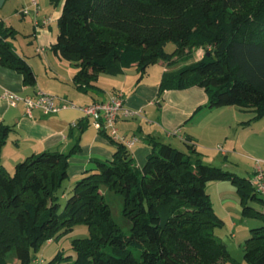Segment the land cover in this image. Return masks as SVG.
Wrapping results in <instances>:
<instances>
[{
    "label": "trees",
    "instance_id": "trees-1",
    "mask_svg": "<svg viewBox=\"0 0 264 264\" xmlns=\"http://www.w3.org/2000/svg\"><path fill=\"white\" fill-rule=\"evenodd\" d=\"M58 30L51 49L77 67L73 84L83 92L98 88L101 73L135 65L143 79L157 62L172 64L184 50L204 48L201 59L164 72L159 103L166 90L198 85L209 107L236 106L253 111L252 120L264 117V0H64ZM18 34L0 20V64L34 86L36 72L12 42ZM93 124L84 117L69 129L76 140L69 151L31 154L12 171L0 164V264H8L12 251L29 264L45 243L81 224L89 235L71 240L74 253L60 251L43 264H237L216 233L225 220L207 185L219 180L231 181L243 215L260 221L242 246L247 263L264 264V195L252 177L204 162L194 143L181 149L151 138L152 151L139 166L126 141L101 127L116 152L91 158L67 189L70 158ZM15 130L0 122V148Z\"/></svg>",
    "mask_w": 264,
    "mask_h": 264
},
{
    "label": "crops",
    "instance_id": "crops-1",
    "mask_svg": "<svg viewBox=\"0 0 264 264\" xmlns=\"http://www.w3.org/2000/svg\"><path fill=\"white\" fill-rule=\"evenodd\" d=\"M63 3L64 0H5L0 7V20L8 25L19 29L13 23L15 17L19 21H31L34 30L28 37V45L14 47L28 59L37 75L36 85H25L20 72L0 64V122L16 127L0 148V164L6 168L8 163L14 166L29 155L47 149L69 151L76 142L69 137V129L85 117L81 107L120 93L125 104L138 112L121 116L116 127L126 141L134 140L130 149L139 166L144 165L152 151L150 140L155 138L181 149L194 143L204 162L247 172L250 177L254 175L256 161H264V117L252 120L253 111L236 106L209 107V95L198 85L166 90L159 103L164 72L178 68L166 61L152 65L143 79L139 78L135 65L116 75L101 73L98 88L88 92L71 85L53 87V83L73 84L78 70L51 49L57 41L59 30L54 24L58 25ZM40 91L55 95L60 104L69 101L73 105L51 114L35 108L29 115L24 101L18 100L13 105L8 98L9 93L34 97ZM200 106L202 109L197 111ZM116 150L117 145L103 136L97 126H89L80 136V150L70 158L68 183L72 185L83 174L91 158H112ZM207 188L216 211L224 219L241 216V198L231 181H211ZM233 226L232 235L236 236L237 222Z\"/></svg>",
    "mask_w": 264,
    "mask_h": 264
},
{
    "label": "rangeland",
    "instance_id": "rangeland-1",
    "mask_svg": "<svg viewBox=\"0 0 264 264\" xmlns=\"http://www.w3.org/2000/svg\"><path fill=\"white\" fill-rule=\"evenodd\" d=\"M7 8H8V5L3 10H6ZM0 10H2V8H0ZM30 22L31 21L29 19L24 20V21H19L16 17L15 19H13V23H15L17 27L19 28L18 29L19 34L17 36L18 39L17 38L12 39V42L14 41V46L18 48H22L23 46L28 45L27 43L28 37L32 35V32L34 30L32 23ZM56 26L58 25L55 23L54 28ZM31 46H30V49L32 48ZM175 48H176V45L174 43H169L167 45L168 51H173ZM204 55H205L204 48H195L190 53L188 52V49H187V50H184L183 54L180 55V57H178L176 61L170 65H173L179 68L186 63H191L193 61H197L201 59ZM54 85H57V86L59 85V88L61 87L67 88L69 87V85H71L72 87L75 88V86H73V84L71 83H67V84L66 83L65 84L64 83L62 84L53 83V87ZM15 165L12 166L11 164L8 163L7 169L12 171L14 170ZM235 172L243 177L249 176V173L247 172H242V171L241 172L235 171ZM66 188L67 189L70 188L68 182H66ZM65 202H66V198L62 200L63 205L65 204ZM255 206L257 208H261V206L258 203H255ZM225 217H226L225 219L223 218L226 221L225 225L222 228H218L216 230V233L220 235L223 238V240L226 242L231 255L237 259L238 261L237 264H249L244 259V251H243L242 244L245 241V239L250 235L251 227L258 225L260 221L257 219L245 217L243 215V206L241 210V216L234 215V217H228V216H225ZM234 221L237 222L238 224V226L235 228L236 236L232 235V232L234 230V226H233ZM88 235H89V229L87 225H84V224L77 225L72 232L62 235L61 237H59V239H57L54 242L45 243L40 248V250L37 252L36 258L29 264H43L45 261H48L60 251L64 252L65 254L74 253V250L71 247V240L76 237H86ZM7 262L8 264H21V262L17 258L16 253L14 251L8 254Z\"/></svg>",
    "mask_w": 264,
    "mask_h": 264
},
{
    "label": "built area",
    "instance_id": "built-area-1",
    "mask_svg": "<svg viewBox=\"0 0 264 264\" xmlns=\"http://www.w3.org/2000/svg\"><path fill=\"white\" fill-rule=\"evenodd\" d=\"M11 103L15 105L18 100L25 103L26 111L32 115V110L41 109L45 114L58 112L61 108L73 105L69 101H64L62 104L58 103L55 95L40 91L36 96L19 97L16 94H8ZM85 117H91L94 125L99 129L104 127L108 129L111 135L118 140H125L118 134L116 122L121 116H133L138 112L129 108L125 104V99L122 94H113L109 99L103 101H96L81 107ZM131 147L134 140L126 141ZM252 183L256 190L264 195V161L257 160L255 166V173L252 176Z\"/></svg>",
    "mask_w": 264,
    "mask_h": 264
},
{
    "label": "water",
    "instance_id": "water-1",
    "mask_svg": "<svg viewBox=\"0 0 264 264\" xmlns=\"http://www.w3.org/2000/svg\"><path fill=\"white\" fill-rule=\"evenodd\" d=\"M5 0H0V7L3 6Z\"/></svg>",
    "mask_w": 264,
    "mask_h": 264
}]
</instances>
